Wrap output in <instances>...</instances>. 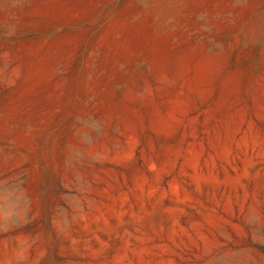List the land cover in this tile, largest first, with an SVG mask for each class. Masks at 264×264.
<instances>
[{"label": "rangeland", "instance_id": "obj_1", "mask_svg": "<svg viewBox=\"0 0 264 264\" xmlns=\"http://www.w3.org/2000/svg\"><path fill=\"white\" fill-rule=\"evenodd\" d=\"M0 264H264V0H0Z\"/></svg>", "mask_w": 264, "mask_h": 264}]
</instances>
